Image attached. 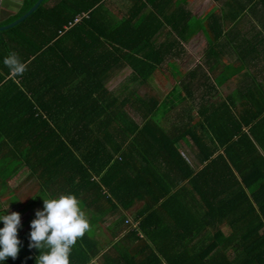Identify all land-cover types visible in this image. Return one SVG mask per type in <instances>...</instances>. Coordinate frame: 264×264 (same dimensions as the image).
I'll use <instances>...</instances> for the list:
<instances>
[{"label":"trees","instance_id":"1","mask_svg":"<svg viewBox=\"0 0 264 264\" xmlns=\"http://www.w3.org/2000/svg\"><path fill=\"white\" fill-rule=\"evenodd\" d=\"M35 1L23 0L0 25ZM165 1L123 0L128 8L116 18L109 0H42L0 29V193L22 169L38 188L15 210L24 216L21 246L5 264H35L30 224L21 228L43 208V197L69 192L90 223L72 246L70 264H264V156L255 145L264 130V63L246 35L256 4L229 0L200 21L179 0ZM164 27L179 37L157 43ZM203 27L207 56H219L231 39L236 45L228 54L236 53L239 64L227 62L215 83L205 69L188 70L164 100L137 94L134 88L185 52L183 42ZM11 52L25 66L21 74L3 63ZM127 64L128 75L107 87ZM238 72L240 84L235 78L237 86L216 98V85ZM190 80L205 91L197 101L178 94H191ZM17 201L12 194L10 205Z\"/></svg>","mask_w":264,"mask_h":264},{"label":"crops","instance_id":"2","mask_svg":"<svg viewBox=\"0 0 264 264\" xmlns=\"http://www.w3.org/2000/svg\"><path fill=\"white\" fill-rule=\"evenodd\" d=\"M22 1L23 0H0V21L5 19L8 16L14 14L19 9V7L21 6ZM227 1H229V0H179L180 4L185 5L186 8L191 12V15H193V18L199 19L200 21L204 20V18L209 13L213 12V13L219 14L221 7L226 5ZM155 2L159 3V5H162V4H165L166 1L165 0H155ZM254 4H256V5H254L255 8L253 9V12L251 13V16H250L251 21H252L251 23H252L253 27L249 26V32L246 35L250 41L251 40L253 41L254 47L257 49V50H255V52H257L259 55H261V57H262L261 61H263V63H264V6H263L264 0H254ZM174 5H175V3H174ZM108 6L110 8L112 15L116 18L123 16L126 13V10L128 8V5L126 3L124 4L123 0H109ZM11 7L12 8L16 7L17 9L12 10ZM213 7H218V11L213 10L212 9ZM204 24H205V21H204ZM239 28H241L240 29L241 32L246 29V28L244 29V26H241V27L238 26L237 29H239ZM237 29H234L232 31V33L242 36L243 33H237ZM188 32H189V30H185V33L187 34V36H189ZM175 36L177 38L179 37L178 35H176L172 31H170L168 27H164V28H161L159 30V32L157 33V36H155V40L157 41V43L163 42V41H164V43H171L174 41ZM228 36H230V35H228ZM208 39H210V36H209L208 31L205 29V27H203V28H201V30L191 34L189 36V39L187 41L183 42V45L186 49L185 52H183L182 54H181V52H179V53L177 52L178 56L175 58L169 57L168 61H165L163 63V65H161V66L159 65L155 74L150 75V78L151 77L156 78L157 83H159V81L161 80L162 77L168 76V77L173 78L172 79L173 83L171 85V88L163 96H159V95L157 96L156 95L158 99L164 100L168 95L172 96L173 94H175V92H177V91H175L174 93L172 92L174 90L173 89L174 84L176 82H178L185 74H187L188 70H192V69H203L204 70L205 69V71L209 72L210 77L213 78L212 82L215 83V79H214L215 75H217V73L224 68V65L227 62L231 61V62H237L239 64V62L236 61V53L233 55L228 54V52H229L228 50L230 49V45H236L235 43H233L231 41V39L229 42L230 44H228V42L222 43L221 46H222L223 50L220 52L219 56L216 55V53H212V55L207 56L209 54L207 52H210V49L208 47V44H209ZM174 49H176V47H174ZM238 51L241 52L240 47H238ZM208 64H211V66L213 65L214 68L212 70H210L209 69L210 67H208ZM199 65H202L201 68H199L200 67ZM230 68H232V67H230ZM237 69L240 70L239 67ZM248 69H250L252 71V73L254 74V70H255L254 65H252V66L248 65ZM123 70H125L127 72V74L124 76V77H126L128 75V73L130 72L131 67L127 64L125 67H123L120 70V72ZM240 71L243 72L244 70H240ZM233 74H234V72L232 73V75ZM237 75L232 76L231 78L227 79L225 82H223L220 85H216V91L217 92L215 91L216 93L214 94V96H216V98L226 97L227 94H229L235 86L225 94L222 93L220 87L226 86L227 85L226 83H229V82L234 83L233 80L235 79V77H237V79L239 81L238 84H240V82H241L240 79H242V77L240 75L239 76H237ZM259 75H256L257 79H260ZM150 78H149V80H150ZM149 80L147 81L148 84H150ZM190 82L191 83L189 84V87H190L189 90H190L191 94L188 95L189 92L185 93L181 89L179 90L178 94L180 93L184 97L192 96V98L194 97L193 101H197L199 99V97L202 96V94L205 91L203 90L202 87L197 85V83H194L191 80H190ZM181 91H182V93H181ZM214 96L210 95L211 101L214 100ZM190 100H191V98H190ZM156 117L159 121H164L166 118V116L162 115V114H159ZM195 118L196 117L193 118V122H195V120H194ZM167 124H168V121L166 122V125ZM257 138L259 140V143L255 144L257 151L264 156V130L262 131L260 129L257 132ZM178 148L183 153H185L187 147H186V144L184 142H179ZM24 178L27 179L26 174H25ZM37 192L38 191L36 190L32 195H29L28 197H32V196L36 195ZM19 199L20 198L18 197V201H19ZM23 202H25V200ZM21 216L24 218L23 215H21ZM22 217H21V219H22ZM29 224H30V222L27 223L26 225H24L21 228V232L24 233L26 228H27V225H29ZM96 262H98V261H96Z\"/></svg>","mask_w":264,"mask_h":264},{"label":"clouds","instance_id":"3","mask_svg":"<svg viewBox=\"0 0 264 264\" xmlns=\"http://www.w3.org/2000/svg\"><path fill=\"white\" fill-rule=\"evenodd\" d=\"M3 63L17 74L25 68L15 52L4 57ZM0 222L3 224L0 227V264H5L8 257L15 259L20 251L21 241L17 235L21 226L20 213L8 212V207L0 210ZM89 229V220L75 194L69 192L47 199L43 197V208L35 211L28 237V247L39 252L35 264H70L72 246Z\"/></svg>","mask_w":264,"mask_h":264},{"label":"rangeland","instance_id":"4","mask_svg":"<svg viewBox=\"0 0 264 264\" xmlns=\"http://www.w3.org/2000/svg\"><path fill=\"white\" fill-rule=\"evenodd\" d=\"M11 9L16 10L17 8L11 7ZM212 9L215 11H218V7H213ZM231 70H232V68L226 69L227 74H229V72ZM226 71H224V73H226ZM257 73H258V71L254 70L255 76ZM126 74H127V72L125 70L119 72L116 76H114L111 80L108 81L107 87L113 88L114 86L118 85V82L121 81ZM240 74H241V72H239L237 76H239ZM240 76H242V75H240ZM235 78H237V77H235ZM172 79L173 78L168 77V76L162 77L161 80L159 81V83H157L156 78L151 77L149 80L150 84L147 83L145 85L138 87V89L134 88V90L137 92V94H142L144 91H148V92L155 93L157 96L158 95L163 96L171 88V85L173 83ZM226 84H227L226 86L220 87L223 94L227 93L234 86L235 87L237 86L235 83H231V82L226 83ZM132 86L137 87V84H135V85L131 84L130 88ZM26 173L27 172L24 169H22L15 176L11 177L8 180V184L10 187L4 188L7 190L0 193V195H1L0 201L2 202V205H4L5 209H7V207H8V212L15 211L16 209L21 207L24 204L23 201L26 200V198H28L29 195H32L38 189L36 181H34V179H28L27 180L24 178ZM12 194L17 195L20 198L19 201L14 205H10V203H9V198L11 197ZM114 216H115V214L114 215H108L107 220H104V222L102 224H104V225L110 224L116 218ZM130 216H131V214H130ZM226 229H227L226 227L223 228V230H225V231H226Z\"/></svg>","mask_w":264,"mask_h":264},{"label":"water","instance_id":"5","mask_svg":"<svg viewBox=\"0 0 264 264\" xmlns=\"http://www.w3.org/2000/svg\"><path fill=\"white\" fill-rule=\"evenodd\" d=\"M41 1L42 0H36L29 9H27L24 13H22L16 19L12 20L11 22H9L7 24L0 25V29L11 27V26L15 25L16 23L25 19L32 11H34L37 8V6L40 4Z\"/></svg>","mask_w":264,"mask_h":264},{"label":"built area","instance_id":"6","mask_svg":"<svg viewBox=\"0 0 264 264\" xmlns=\"http://www.w3.org/2000/svg\"><path fill=\"white\" fill-rule=\"evenodd\" d=\"M82 16H77V17H75V19H74V22H77L78 20H80V18H81Z\"/></svg>","mask_w":264,"mask_h":264}]
</instances>
